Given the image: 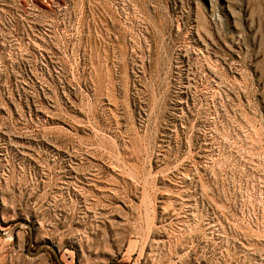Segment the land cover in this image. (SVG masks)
Here are the masks:
<instances>
[{"label":"rangeland","instance_id":"1","mask_svg":"<svg viewBox=\"0 0 264 264\" xmlns=\"http://www.w3.org/2000/svg\"><path fill=\"white\" fill-rule=\"evenodd\" d=\"M0 264H264V0H0Z\"/></svg>","mask_w":264,"mask_h":264}]
</instances>
